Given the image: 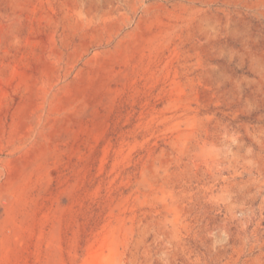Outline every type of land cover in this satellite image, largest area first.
I'll return each mask as SVG.
<instances>
[{
    "label": "rangeland",
    "instance_id": "374dc122",
    "mask_svg": "<svg viewBox=\"0 0 264 264\" xmlns=\"http://www.w3.org/2000/svg\"><path fill=\"white\" fill-rule=\"evenodd\" d=\"M54 229L51 264H264V0H0V264Z\"/></svg>",
    "mask_w": 264,
    "mask_h": 264
},
{
    "label": "bare ground",
    "instance_id": "6f19581e",
    "mask_svg": "<svg viewBox=\"0 0 264 264\" xmlns=\"http://www.w3.org/2000/svg\"><path fill=\"white\" fill-rule=\"evenodd\" d=\"M47 92L48 91L46 89V86L45 85H41V86H36L35 87V93L34 94H36L35 96H36L37 100H39V99H42L43 100V99L47 98L46 97V93ZM40 103L41 102L36 101L32 105V107L30 109L29 120L31 121V124H29L28 131L23 136V138H25V139L29 138L32 135V132L35 131L34 128H36L37 125H39L38 124L39 123L38 122L39 121V116L42 115V112H43V110H42L43 107H41ZM20 136H21V134H20ZM27 169H29V168H27ZM23 190H24V187H23L22 181L20 179L19 180H15V182H13V185H12V188L11 189H10V187L9 188L6 187V189L3 190L1 197L5 200V202L9 201V204H8L9 207L12 206L13 203H15V202H16V205H19L20 203H19V201L17 202V199L19 198V196H21V194H23V192H24ZM56 231H57V229H54L50 233L51 236L49 237L50 238L49 239V248L51 247L53 249V253L52 254L50 253L51 256H49V258H48V264H51V263H54V262H58L59 257H60L59 256V253H60V251H59V244H58V237L59 236L57 235V232Z\"/></svg>",
    "mask_w": 264,
    "mask_h": 264
}]
</instances>
